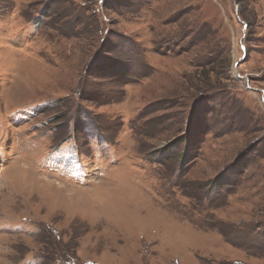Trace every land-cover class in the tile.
I'll use <instances>...</instances> for the list:
<instances>
[{"label": "rangeland", "instance_id": "rangeland-1", "mask_svg": "<svg viewBox=\"0 0 264 264\" xmlns=\"http://www.w3.org/2000/svg\"><path fill=\"white\" fill-rule=\"evenodd\" d=\"M0 264H264V0H0Z\"/></svg>", "mask_w": 264, "mask_h": 264}, {"label": "trees", "instance_id": "trees-1", "mask_svg": "<svg viewBox=\"0 0 264 264\" xmlns=\"http://www.w3.org/2000/svg\"><path fill=\"white\" fill-rule=\"evenodd\" d=\"M113 68H114V64H112V65H105V64H102V65H99V66H97V68H96V72H103L104 74H107V75H109V74H111V72L113 71ZM115 69V68H114ZM210 72L211 71H208L207 72V75H204V76H201V75H198L197 77L199 78V80H201V78L203 79L202 81H204V82H206L207 84L206 85H204L203 87L204 88H202V89H199L198 90V95H199V97H198V99H197V104L198 103H201V102H205L204 101V97H202L201 96V94H206V93H210L212 90V88H210V87H212L211 85H209L211 82V80H210V77H209V74H210ZM206 89V90H205ZM205 96V95H204ZM196 112L197 111H195V113L194 114H196ZM198 112H199V114H200V109H198ZM189 140V139H191V133L189 132V131H187L186 132V134H185V136L181 139V140ZM188 140L186 141V142H188ZM181 142V141H180ZM177 146H179V142H174V143H171V145H168L164 150H166V151H170L171 153H174V151H175V148L177 147ZM184 152H181V158H179V161L180 162H182V163H184V160H183V158H184ZM166 159V157H163L162 155H161V160H165ZM159 163V162H158ZM160 163H161V161H160ZM163 163V162H162ZM180 167V166H179ZM181 168V167H180ZM218 180H220V178H218V179H216L215 181H214V183H212V186L214 187V184L216 185V186H219V185H221V184H219L218 185Z\"/></svg>", "mask_w": 264, "mask_h": 264}]
</instances>
